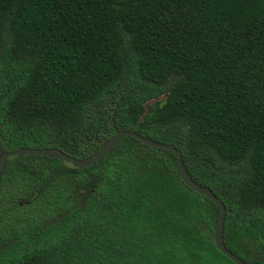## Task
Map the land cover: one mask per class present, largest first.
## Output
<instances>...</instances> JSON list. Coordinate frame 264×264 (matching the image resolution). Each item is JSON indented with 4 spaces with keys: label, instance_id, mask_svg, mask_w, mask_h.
<instances>
[{
    "label": "trees",
    "instance_id": "1",
    "mask_svg": "<svg viewBox=\"0 0 264 264\" xmlns=\"http://www.w3.org/2000/svg\"><path fill=\"white\" fill-rule=\"evenodd\" d=\"M131 131L174 146L264 264V0H0V152L76 160ZM133 137L76 168L10 157L0 264H235L219 207Z\"/></svg>",
    "mask_w": 264,
    "mask_h": 264
},
{
    "label": "water",
    "instance_id": "2",
    "mask_svg": "<svg viewBox=\"0 0 264 264\" xmlns=\"http://www.w3.org/2000/svg\"><path fill=\"white\" fill-rule=\"evenodd\" d=\"M125 137H133L137 141H140L141 143L151 147L156 148L159 150H166L171 151L177 156V167L179 176L182 180V182L185 184L184 186H187L190 190L193 192L204 196L214 204H216L220 211L221 216L219 218V221L216 224L215 231H214V242L217 247V249L222 252L225 256H227L232 262L235 264H246L242 260H240L237 256L233 255L229 250L226 249L224 243H223V227H224V221H225V215H226V209L224 204L212 193V191L205 187H200L198 184L192 180L191 176L186 170V167L182 161L181 153L172 145L162 144L159 142L152 141L148 138L139 136L131 131H119L115 133L111 138L106 139V141L102 144L99 151L93 155L91 158L86 160H76L73 157H70L68 155H65L62 153V151L58 149H20L13 152H0V179L2 175L3 165L7 159L13 156H22L26 154H35V155H44L49 157H59L66 163H71L76 168H85L93 163L100 162L103 157L105 156L106 152L108 153L115 145L118 144V142L125 138Z\"/></svg>",
    "mask_w": 264,
    "mask_h": 264
},
{
    "label": "flooded vegetation",
    "instance_id": "3",
    "mask_svg": "<svg viewBox=\"0 0 264 264\" xmlns=\"http://www.w3.org/2000/svg\"><path fill=\"white\" fill-rule=\"evenodd\" d=\"M7 160H8V159H7ZM7 160H6V161H7ZM6 161H5V162H6ZM3 166H4V165H3Z\"/></svg>",
    "mask_w": 264,
    "mask_h": 264
}]
</instances>
